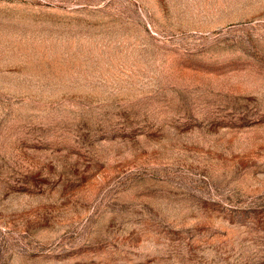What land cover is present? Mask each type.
<instances>
[{"label":"rangeland","instance_id":"rangeland-1","mask_svg":"<svg viewBox=\"0 0 264 264\" xmlns=\"http://www.w3.org/2000/svg\"><path fill=\"white\" fill-rule=\"evenodd\" d=\"M0 264H264V0H0Z\"/></svg>","mask_w":264,"mask_h":264}]
</instances>
